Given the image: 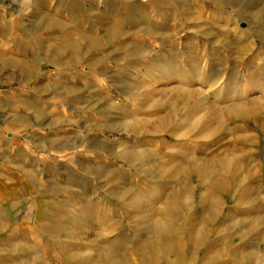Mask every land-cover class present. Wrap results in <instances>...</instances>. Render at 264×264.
Here are the masks:
<instances>
[{"label":"rangeland","instance_id":"rangeland-1","mask_svg":"<svg viewBox=\"0 0 264 264\" xmlns=\"http://www.w3.org/2000/svg\"><path fill=\"white\" fill-rule=\"evenodd\" d=\"M263 10L0 0V264H264Z\"/></svg>","mask_w":264,"mask_h":264},{"label":"bare ground","instance_id":"bare-ground-1","mask_svg":"<svg viewBox=\"0 0 264 264\" xmlns=\"http://www.w3.org/2000/svg\"><path fill=\"white\" fill-rule=\"evenodd\" d=\"M263 8V7H262ZM261 8V9H262ZM260 11V10H259ZM263 12H264V10L262 11V14H263ZM261 14V15H262ZM262 17V16H261ZM190 94V93H189ZM243 100V99H242ZM255 100V99H254ZM259 101V100H258ZM255 102H257V101H255ZM260 102V101H259ZM256 104V103H255ZM208 115V114H207ZM227 153V152H226ZM234 158V157H233ZM232 158V159H233ZM217 160V159H216ZM242 161V160H241ZM231 162V161H230ZM221 166V165H220ZM224 167H225V164H224ZM224 169H227V168H224ZM224 169H222V170H224ZM220 170V169H219ZM229 170V169H228ZM237 170V169H236ZM239 170V169H238ZM228 172V171H227ZM230 172H232V171H230ZM236 173V172H235ZM210 175H211V177H212V181H211V183H210V187L209 188H211L212 190H221L220 188H221V186H222V184H223V182H224V176H223V174H220V173H218L215 169L213 170H211L210 171ZM237 175V174H236ZM235 176V175H234ZM231 177V176H230ZM232 179H233V176H232ZM238 179V178H237ZM200 181V180H199ZM231 193V192H230ZM237 219V218H236Z\"/></svg>","mask_w":264,"mask_h":264}]
</instances>
